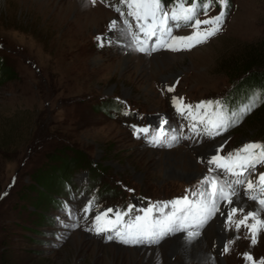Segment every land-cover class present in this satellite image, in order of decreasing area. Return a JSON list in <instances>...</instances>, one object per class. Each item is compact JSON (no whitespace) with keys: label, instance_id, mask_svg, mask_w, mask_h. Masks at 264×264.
Masks as SVG:
<instances>
[{"label":"rangeland","instance_id":"374dc122","mask_svg":"<svg viewBox=\"0 0 264 264\" xmlns=\"http://www.w3.org/2000/svg\"><path fill=\"white\" fill-rule=\"evenodd\" d=\"M202 4L198 3L199 13L190 23L214 18L221 11L220 4L216 8V2L210 1L211 8L204 13ZM227 8L220 31L206 42L190 49L181 46L180 51L157 45V50L149 53L135 50L131 36L126 35L136 33L144 39L138 22L127 16L128 10L120 0H0V54L16 73L7 80L0 76V260L15 257L16 264H176L177 260V264H249L246 253L253 256V264L264 262V226L250 230L255 223L252 218L247 221L249 227L241 226L239 231L234 225L249 210H256V219L264 221V208L249 198H264L258 190V177L264 174L262 163L241 177L256 182L253 190L247 189V184L234 185L239 193L236 206H243L244 212L238 211L232 221L226 219L224 223L226 234L234 240L229 257L213 253L214 242L209 237L206 241L211 240L209 252L215 260L204 254L182 259L178 253L160 252L159 246L169 237L154 245L128 247L116 238L108 240L112 233L91 230L97 212L107 204L118 211L116 205L121 206L122 198L129 201L137 195L152 201L168 199L190 187L187 192L192 194L204 190L203 179H193L200 173L187 176L168 171V166L175 164L173 152L178 149L189 154L203 173L207 167L201 155L217 141L224 139L220 156L235 153L247 143L259 144L257 130L249 119L261 107L230 126L229 132L211 139L190 130L194 123L190 117L177 121L174 116L173 97L183 98V105H196L209 97L226 95L224 114L230 116L257 93L234 92L237 85L232 86L220 64L244 45L264 39V0H228ZM183 25L172 34H190L192 29ZM155 39L152 37L146 47L150 48ZM193 50L198 53L190 54ZM131 53L134 60L123 63ZM171 55H182V60L170 69L163 68L161 62ZM115 97L125 99L139 111L137 121L129 114L108 118V108L99 103L113 102ZM142 113H157V126L166 116L164 134L168 137L163 144L154 146L148 140L155 136L154 129L147 127V133H136L128 125L131 122L144 128ZM177 126L179 131H171ZM185 134L189 139H183ZM172 135L178 137L175 142H171ZM61 149L67 151L62 153ZM75 153L81 155L80 165L56 175L53 190L38 186L41 194L48 191L53 198L50 207L33 205L31 199L37 197L36 192L27 200L21 199V190L32 185L31 174L43 167L48 170L50 160L54 161L51 156L62 159L64 154L72 157ZM208 170L206 177L219 172L224 179H236L221 169L213 173ZM96 176L98 182L93 178ZM68 184L70 187H66ZM96 184L98 192L92 188ZM65 187L68 191L72 188L70 196L63 194ZM206 187L211 191L209 185ZM129 189L135 192L130 194ZM89 201L93 202L92 211L85 214L83 208ZM33 211L44 224L34 225ZM213 218L198 238H203L207 227L213 229ZM106 219H114V214L109 213ZM140 248H154L157 254L152 257Z\"/></svg>","mask_w":264,"mask_h":264},{"label":"snow or ice","instance_id":"6c2138e0","mask_svg":"<svg viewBox=\"0 0 264 264\" xmlns=\"http://www.w3.org/2000/svg\"><path fill=\"white\" fill-rule=\"evenodd\" d=\"M95 3V0H92ZM121 5L126 6L127 16L133 17L139 26V31L143 33L144 39H140L138 34L127 32L126 35L131 36V44L135 46V50L145 52H154L157 50V45L166 47L172 51L182 50L184 48L195 47L198 44L206 42L210 37L220 31V26L226 15L225 9L228 0H219L221 11L218 15L211 19H195L197 14V3L193 0L190 7H185L182 0H177L175 6L168 9L166 5L162 6V0H120ZM209 4L204 3L203 9L206 11ZM116 11L121 15L124 12L121 8ZM143 21L144 23H140ZM115 23V22H114ZM127 24V21L124 22ZM189 26L192 31L187 35H173L175 29H179L182 25ZM202 25L208 26L202 28ZM156 37L152 46L146 47L148 42ZM99 40L103 38L98 37ZM163 41V43H162ZM169 88L168 91H172ZM262 94L256 93L252 96L249 103L242 105L238 111L233 110L231 115H225L219 101H202L196 105H183V98L177 100L173 97V105L176 110L185 116L191 118L193 122H198L202 125V129L196 126V123L190 125V130L193 133L203 134L208 137L220 135L222 131H227L230 126H235L242 118L249 114L254 107L258 106L261 101ZM215 104V111L213 109ZM205 110L201 112V110ZM166 123V122H165ZM162 127V126H161ZM136 133H147L148 129H136ZM163 131L152 137L150 143L154 146L160 145L165 141L162 139ZM178 139L176 135L171 136V142ZM254 150H259L256 152ZM219 147L213 151L210 157L207 158L209 165H215V168H209V173L216 172V169L223 170L224 173L236 177L234 180H227L221 177L219 172L215 175L204 177L202 185H209L211 191L207 189L201 190L193 195H198V201H189L188 197L183 198V208H178L182 202L173 200L164 204H155L143 209V215H136L134 218L124 222L126 213L106 209L103 212H97L92 221V229L97 234L112 233L107 236L108 240L114 238L120 242L131 245L139 244H158L168 234H174L177 231H186V239L189 243L200 235V230L216 215L217 212L223 214L220 201H227L229 205L227 211L228 221H232L233 215L238 211L244 212L243 206H236L239 203V193L234 185L247 184V189L253 190V180H246V173L251 174L249 169H255L257 163L264 164V146L258 143H247L235 153H229L227 156L218 155ZM259 192L264 194V174L258 177ZM236 197V199H233ZM253 201H257L261 208H264V198H259L256 195L249 197ZM93 202L89 201L83 208V212L88 214L92 211ZM171 205L172 211L164 213L163 209ZM154 210L161 213V217H153ZM109 213L114 214V219H106ZM258 212L256 210L247 211L242 218L235 221L237 231L241 226L249 227L247 221L249 218L255 220V223L250 226V230L255 229L257 225L264 226V221L256 219ZM87 218V216H86ZM192 229V230H188ZM252 243H256L255 232L252 233ZM229 250L228 246H224V251ZM247 260H252V257L245 254ZM264 264V262H262Z\"/></svg>","mask_w":264,"mask_h":264},{"label":"trees","instance_id":"16d2710c","mask_svg":"<svg viewBox=\"0 0 264 264\" xmlns=\"http://www.w3.org/2000/svg\"><path fill=\"white\" fill-rule=\"evenodd\" d=\"M220 65L222 66L221 70L225 71L228 74V79L232 83V86L237 85V88H233L234 92L257 91V93L259 92L262 94L260 106L261 108L251 119H249V122L256 128V138H259V141L263 144L264 39L253 44L244 45L242 49L239 50V53L229 56L228 59L222 60ZM14 70L15 69L12 68L10 64L8 65L5 63V59L0 55V76L6 80L7 78H14L16 77V73ZM240 96L246 95H233L232 97L239 98ZM250 96L252 98L253 95ZM109 101H104L103 103H99V105L102 107L104 105L106 108H110L113 103ZM99 105L96 106L98 107ZM96 106L94 107L95 109L97 108ZM102 111H104V109ZM60 151H62L63 153L67 150L61 149ZM80 158L81 155L78 153H75L72 157L64 154L62 159H55L54 156H51V159H53L54 161L50 160V162H52V165L48 166V170L43 167L40 169H36L34 173L31 174L32 185H27L24 189L21 190V199L27 200L30 193L36 192L37 197L33 200L31 199L33 205L42 206L44 208L50 207V200L53 201V198L51 199V196L48 193L53 190V187L55 186V176L60 175L62 172H64V170L71 169L74 164H77V166H79V162H81ZM38 186H41L43 190L48 189L49 192L47 191L48 193L46 192V194H41ZM32 213L36 215L34 225L41 226V224H44L42 222L41 216L36 211H33ZM0 264H16L15 257H4L0 260Z\"/></svg>","mask_w":264,"mask_h":264},{"label":"bare ground","instance_id":"6f19581e","mask_svg":"<svg viewBox=\"0 0 264 264\" xmlns=\"http://www.w3.org/2000/svg\"><path fill=\"white\" fill-rule=\"evenodd\" d=\"M128 42H129V40H128ZM125 50H127V49L125 48ZM196 53H198V50H193L190 54H196ZM134 56H135V54L131 53V54H129V56L124 57L123 58V63L126 64V63L134 60V58H133ZM179 57H182V55H180ZM179 57H176L175 55H171V56H169V58L166 59L165 62L162 63L160 61L161 62V66L163 68H165V69H170L173 66L177 65L182 60V58H179ZM155 59L157 60L158 58H155ZM139 64H141V62H139ZM154 151L155 150H152V153H154ZM173 154H174L175 164L174 165H169L168 168H167L170 173L187 175V176H194V175H197V174L200 173V169L196 165L195 161L184 150L178 149L176 152H173ZM229 226H230V224H229ZM206 229H207V232L205 233L203 238H198L197 237L196 239H193L191 241V243H189L188 240H184L182 238V236H171L167 240H165L161 244V246H159V247L162 248V251H160V252H163V253H174V254L178 253V254H180L179 257H181L182 259L200 258L202 254L207 255V256L209 255V257H211L210 252H209V247H210V244H211V240H209V242H208V241H206V239H207V237L213 239L216 236H218V238H220L221 236H220L219 233H222V232L220 231V227L219 226H218V232L219 233L216 230H214V228L212 229V226H209ZM140 249L142 250V253H144V254H152V257L155 254H157L156 249H154V248H143V249L140 248ZM211 258L213 260H215L213 257H211ZM174 263L177 264L178 260L174 261Z\"/></svg>","mask_w":264,"mask_h":264}]
</instances>
